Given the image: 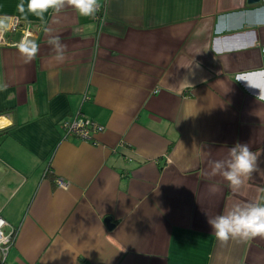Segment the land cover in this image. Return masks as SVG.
<instances>
[{
    "label": "crops",
    "instance_id": "0c3cea01",
    "mask_svg": "<svg viewBox=\"0 0 264 264\" xmlns=\"http://www.w3.org/2000/svg\"><path fill=\"white\" fill-rule=\"evenodd\" d=\"M19 3L0 0L3 264H264V238L221 243L208 223L264 188V102L235 81L264 68V0H101L102 20L43 22ZM23 39L39 45L29 63ZM75 114L103 130L67 135ZM237 143L258 171L238 190L205 178Z\"/></svg>",
    "mask_w": 264,
    "mask_h": 264
},
{
    "label": "clouds",
    "instance_id": "9594fccd",
    "mask_svg": "<svg viewBox=\"0 0 264 264\" xmlns=\"http://www.w3.org/2000/svg\"><path fill=\"white\" fill-rule=\"evenodd\" d=\"M17 8L21 17L31 15L42 22L46 16L57 17L66 8H71L81 17L94 18L101 9V0H20ZM5 28V21L0 18V39H3ZM43 31L48 35L46 43L51 46L54 58L63 61L65 45L61 43L60 37L53 35V30L49 27H44ZM15 47L25 63L31 62L39 51L38 43L31 39H23ZM235 81L242 82L248 89L258 90L255 99L264 102V68L239 72ZM6 87V84L0 85V88ZM258 156L248 144L237 143L228 149L225 158L209 160L208 169L203 175L209 179L219 176L227 182L228 187L238 190L245 180L258 171ZM209 191L213 194L218 192L219 185H210ZM258 191L260 195L255 200L233 204L224 213L208 218L218 241L227 243L229 240L251 241L257 237L264 238V188Z\"/></svg>",
    "mask_w": 264,
    "mask_h": 264
},
{
    "label": "built area",
    "instance_id": "2783aa9c",
    "mask_svg": "<svg viewBox=\"0 0 264 264\" xmlns=\"http://www.w3.org/2000/svg\"><path fill=\"white\" fill-rule=\"evenodd\" d=\"M103 11V6H101L100 11L96 14L97 20H102L101 14ZM19 26L18 19L16 17H12L9 29H16ZM62 125L67 135L78 137L81 140L92 139L94 134L98 133V131H102L104 128L102 125L98 123L96 124L94 121L79 114L73 115L70 119L63 120ZM54 181L58 187L64 188L68 186V182L61 177H55ZM5 223L6 220L0 216V264L4 263L6 253L12 244V236L4 234L2 231Z\"/></svg>",
    "mask_w": 264,
    "mask_h": 264
},
{
    "label": "water",
    "instance_id": "95a60500",
    "mask_svg": "<svg viewBox=\"0 0 264 264\" xmlns=\"http://www.w3.org/2000/svg\"><path fill=\"white\" fill-rule=\"evenodd\" d=\"M258 1H259V0H247V3H256V2H258ZM110 218H111V217H106V218H105V221H106L108 227L112 228V225H113V224L111 223Z\"/></svg>",
    "mask_w": 264,
    "mask_h": 264
},
{
    "label": "bare ground",
    "instance_id": "6f19581e",
    "mask_svg": "<svg viewBox=\"0 0 264 264\" xmlns=\"http://www.w3.org/2000/svg\"><path fill=\"white\" fill-rule=\"evenodd\" d=\"M2 121H3V119H2ZM2 121H1V122H2Z\"/></svg>",
    "mask_w": 264,
    "mask_h": 264
},
{
    "label": "rangeland",
    "instance_id": "374dc122",
    "mask_svg": "<svg viewBox=\"0 0 264 264\" xmlns=\"http://www.w3.org/2000/svg\"><path fill=\"white\" fill-rule=\"evenodd\" d=\"M5 232V231H4Z\"/></svg>",
    "mask_w": 264,
    "mask_h": 264
}]
</instances>
